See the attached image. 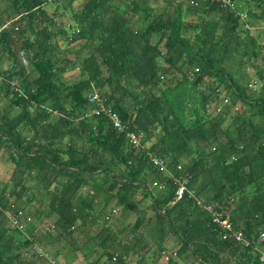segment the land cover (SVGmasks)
I'll list each match as a JSON object with an SVG mask.
<instances>
[{
	"label": "trees",
	"instance_id": "1",
	"mask_svg": "<svg viewBox=\"0 0 264 264\" xmlns=\"http://www.w3.org/2000/svg\"><path fill=\"white\" fill-rule=\"evenodd\" d=\"M232 3L0 0V264H264L195 205L264 231V0ZM92 87L139 147L91 113Z\"/></svg>",
	"mask_w": 264,
	"mask_h": 264
},
{
	"label": "built area",
	"instance_id": "2",
	"mask_svg": "<svg viewBox=\"0 0 264 264\" xmlns=\"http://www.w3.org/2000/svg\"><path fill=\"white\" fill-rule=\"evenodd\" d=\"M54 1V0H49ZM212 2L218 3L221 7H233L232 0H212ZM238 18L243 22V26L245 30H248L249 32H252L254 30L252 27H250L245 22V14L242 13H236ZM11 25V21L5 22L0 26V31L7 30ZM21 63L26 66L27 61L25 58L21 55L20 56ZM92 91L87 94L86 98L88 103L95 104L94 109L91 111V113L98 114L99 112H102L106 115L108 120L110 121L113 128L119 133L124 134L125 138L127 139L128 143L134 147L137 148L140 146V137L136 133L132 131H128L120 122L117 114L111 111L110 107L104 106L102 104V99L99 96L98 89L95 87H92ZM150 162L157 166L159 170H164L163 167V161L156 157H149ZM179 169V167H177ZM174 183L177 185L176 189V195L177 198H180L184 193H187L189 197L194 198L193 192L189 191L187 189L188 179L187 176L181 175L178 179H174ZM160 188V186H158ZM195 205L199 210L205 211L207 214H209L212 223L216 224L222 231L221 238L224 239H232L233 241L240 243L244 247H249L251 245H254L255 247H259V252L261 254V260H264V231L260 232L257 238L250 242L247 239H245L242 235V233L238 230H234L229 222V212L216 204H204L203 202L195 199ZM117 209H112L109 214H107L106 219H110L112 217H115L117 215ZM261 247V248H260ZM29 253L36 255L38 257H46V254L42 247L38 245H31L29 249ZM175 256V252L173 250H167L166 252L163 251L161 253V260L163 262H167L170 257ZM114 260V259H113Z\"/></svg>",
	"mask_w": 264,
	"mask_h": 264
},
{
	"label": "crops",
	"instance_id": "3",
	"mask_svg": "<svg viewBox=\"0 0 264 264\" xmlns=\"http://www.w3.org/2000/svg\"><path fill=\"white\" fill-rule=\"evenodd\" d=\"M48 10H51V7H46ZM67 16H69V14H67ZM69 18V17H68ZM192 19L194 20V18L192 17ZM192 20V21H193ZM187 21H190L189 18H187ZM66 22V21H65ZM68 23V22H67ZM135 220V215L134 214H130L129 216H126V219L124 221V224H129V223H133V221ZM67 257V258H66ZM62 256L60 258L57 259L55 264H88L84 259L82 258H77L75 256ZM192 261V258L190 257V255L185 256L183 260L179 261V264H187L189 262ZM149 262V261H148ZM147 262V263H148ZM197 264V263H196Z\"/></svg>",
	"mask_w": 264,
	"mask_h": 264
},
{
	"label": "rangeland",
	"instance_id": "4",
	"mask_svg": "<svg viewBox=\"0 0 264 264\" xmlns=\"http://www.w3.org/2000/svg\"><path fill=\"white\" fill-rule=\"evenodd\" d=\"M66 16L67 14L65 15V17ZM65 17L62 18L63 21H67ZM189 19L190 21L193 20L192 17H189ZM77 72L78 70L75 69L74 71L67 73L65 76L66 78H69L70 81H73L76 78ZM11 169H12V166L5 160V158L0 157V182H6L8 180L10 173H11ZM62 256L64 255H61L60 257ZM64 257H66V255Z\"/></svg>",
	"mask_w": 264,
	"mask_h": 264
}]
</instances>
